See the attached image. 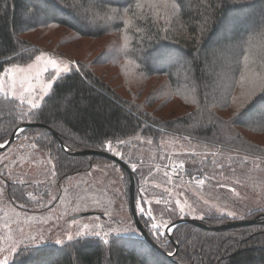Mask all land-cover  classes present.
<instances>
[{
  "label": "trees",
  "instance_id": "16d2710c",
  "mask_svg": "<svg viewBox=\"0 0 264 264\" xmlns=\"http://www.w3.org/2000/svg\"><path fill=\"white\" fill-rule=\"evenodd\" d=\"M137 1L144 8L135 7ZM210 3L217 7H210ZM73 4L80 7L71 10ZM152 5L157 8V0H0V74L8 66L32 61L41 46L30 42L25 34L53 23L68 28L76 38H102L125 31L130 36L128 46L134 51L135 58L155 72H162L163 63L173 56L182 55L190 65L179 68L178 74L182 76L192 70L199 89L196 108L187 109L183 115L174 118L169 111H163L164 103H156L158 100L149 96L145 100L152 108L147 112L140 109L132 97L119 95L106 81L108 79L95 74L88 63H79L80 67L75 71L61 74L34 110V116H24L29 111L25 104L0 93V135L10 138L22 123L40 124L27 128L11 144L27 136L33 137L30 141L48 153L53 161L55 175L52 176L56 181L86 171L94 163L113 161L97 155H69L61 149L53 132L71 151L113 154L107 147L109 142L114 145L139 134H156L164 130L194 136L205 146L242 152L247 156L256 155L252 149H264V125L258 121L230 124L258 72L246 68L244 60L247 43L251 44L249 48L257 45L264 50V37L257 38L264 36L259 33L264 30V14L248 19L249 25L233 21L232 30L224 32L223 28L227 19L230 21V17L235 18L247 10L258 8L264 13V0H228L227 4H220L219 0H183L182 10L177 16L173 15L175 19L171 25H164L161 18L152 17L155 14L149 12ZM125 7L129 9L127 15H124ZM205 19L208 21L206 26ZM244 72L246 79L241 84L240 77ZM258 108H264V101L250 106L249 116L258 115ZM166 113L170 117L166 118ZM119 167L128 183L130 211L129 175ZM131 172L137 217L156 247L141 234L112 236L107 238L108 244L100 237L83 236L63 245L21 247L12 255L9 264H53L54 260L57 264H71L75 257L79 258L80 264H264V214L247 215V219L258 217L252 225L220 231L183 223L172 230L174 243L167 234L157 239L151 225L145 224L148 217L142 219L137 212V181ZM0 176L6 180V198L16 205L29 206V184ZM9 193L14 194L11 199ZM199 220L209 226H219L236 219H220L218 214H209ZM73 244L75 247H69ZM59 249L65 255H58Z\"/></svg>",
  "mask_w": 264,
  "mask_h": 264
},
{
  "label": "rangeland",
  "instance_id": "374dc122",
  "mask_svg": "<svg viewBox=\"0 0 264 264\" xmlns=\"http://www.w3.org/2000/svg\"><path fill=\"white\" fill-rule=\"evenodd\" d=\"M140 5L139 10L144 8L143 4ZM157 5V8L150 6L149 12L155 13L152 17L161 18L164 25H171L175 19L173 15L177 16V13H168L160 0H157ZM263 14L254 8V11L247 10L235 18L230 17V21L227 19L224 24V32L230 31L233 21L249 25L254 16ZM259 33H264V30ZM26 34L30 42L41 46L36 56L43 54L44 59L37 62L35 56L29 63L17 65L28 69L31 64L33 68L25 73L12 74L14 89L10 87L12 81L8 77L4 78V85L7 96L11 97L14 92L15 99L19 101L23 94L28 108L27 100L36 97L38 107L51 90H45L48 78L42 71L45 66L50 70L53 68L49 61H55L59 69L68 65L69 71L79 63L91 64L95 74L108 79L106 81L122 97H132L133 102L145 112L152 108L145 100L146 96L158 100L156 103H164L163 111H169L172 118L183 115L187 109L196 108L199 89L194 82L193 71L182 76L178 74L179 68L190 65L182 55L173 56L163 63L165 68L162 72H155L135 58L134 51L128 46L130 36L122 30L102 38H76L68 28L47 23ZM263 37L259 35L257 38ZM249 45L247 43L245 52L246 68L264 71V58H260L264 56V50L257 45L249 48ZM230 67H227V72ZM245 73L242 76L245 77ZM52 79L56 80L54 74ZM244 90L247 91L246 88ZM257 110L259 112L260 109ZM170 115L166 113V118ZM32 138L24 137L6 151H0V173H4L8 180L28 183L31 191L29 206L16 205L6 198V180L0 176V259L8 255L7 249L13 246L17 251L24 246L55 244V239L61 237L66 242L67 236L61 229L74 234L84 225H88L84 236H91L89 233L93 230L99 231L100 238L104 239L116 235L140 236L128 207V183L119 165L97 162L86 171L56 181L52 176L53 161L48 153L32 146ZM120 142L109 151H119L120 155L115 156L124 160L131 170V164L136 165V171H133L137 181L136 206L140 204L146 209L145 218L150 208L154 217L152 222L158 226L181 217L201 219L209 214L220 215L217 209L235 211L236 220L247 219L245 213L249 209L264 207V162H259L260 167L257 168L255 156L205 146L196 137L175 131L139 134ZM181 164L183 168H180ZM209 176L215 179L209 182L206 179ZM193 177L205 179V184L199 185ZM217 180L234 187L239 197L226 188H220ZM141 195L147 203L141 201ZM177 200L184 208L183 214H179L178 209L176 213L170 211L176 207ZM84 212L90 214L76 217ZM137 212L141 214L138 207ZM73 219L75 224H72ZM106 225L114 231H109ZM106 231L109 235L104 237ZM160 232L165 233V228L161 227ZM33 237L37 238L35 242Z\"/></svg>",
  "mask_w": 264,
  "mask_h": 264
},
{
  "label": "snow or ice",
  "instance_id": "6c2138e0",
  "mask_svg": "<svg viewBox=\"0 0 264 264\" xmlns=\"http://www.w3.org/2000/svg\"><path fill=\"white\" fill-rule=\"evenodd\" d=\"M102 2H110V0H102ZM160 3L162 5L163 9H165L170 14H175V13L181 11L182 7H183V0H160ZM219 3L220 4H227L228 0H219ZM209 6L213 7V8L217 7L216 4H211V3L209 4ZM78 7H80V5L73 4L71 10H75ZM135 7L139 8V7H141V5L137 2L135 4ZM128 11H129V9L127 7H125L124 8V15H127ZM207 23H208V21H207V19H205V21H204L205 26L207 25ZM165 31H167V29H165ZM201 31H203V28L201 29ZM125 40L127 41V37H125ZM43 59H44L43 54L38 55L35 58V60L37 62H40ZM100 59H103V57H101ZM97 62H100V60H98ZM49 63L53 66V68L51 70L46 66L42 69L43 73L48 78V83L46 85L45 90L52 88L53 83H54V80L52 79L53 74L55 75L56 79H59L61 72L66 74L69 71L68 65H65L63 69H59L56 66L55 61H49ZM79 67H80L79 65H74V66H72L71 70L75 71ZM32 68H33V65H31V64L28 66V69L21 68L15 64H13L11 67L5 68L3 70V73L0 74V93H4L5 95H8V93L5 92V85H4V78L5 77H8V79L12 81L10 87L12 89H14L15 88V79H14L12 74L25 73V72L31 70ZM161 70H163V69H161ZM245 79L246 78L244 76H241L240 77V83L244 84ZM30 87H31V84H30ZM24 91H29V89H25ZM32 91H36V89H32ZM10 98L15 99L14 92ZM35 100H36V97H33L32 99L27 100V103L29 105V111L24 113V116L27 117V116H34L35 115L34 110L37 109V104H36ZM258 101H264V71H258L256 74V78L251 81V87L245 93L244 98L242 99V101L239 104L238 111L235 114L232 121H230V124H237V123L246 124V123H252V122L258 121L259 123L264 125V108H262L258 112L259 113L258 115H254L255 120L253 119L254 116H249L250 106H252L254 103H256ZM19 102L21 104L25 103V99L23 97V94L21 95ZM245 105H248V107H245ZM25 131H26L25 127L20 126L14 132L11 133V137L18 138L19 135L21 133H24ZM6 140H7V143L5 142ZM11 143H12V140L7 135H0V149H3L6 151L7 148L11 145ZM120 143H123V141H121ZM149 143H151V141H149ZM32 146L35 148L36 144L33 143ZM107 147L109 150H111L113 147L112 143L109 142ZM248 148L251 149V146H248ZM252 151L256 153L255 158H254V163H255V166L257 168H259L260 167L259 162H264V149H252ZM113 154L119 156L120 152L116 151ZM245 162H247V161H245ZM6 163L7 162L5 160V164ZM131 168H132V171H136V165L134 163L131 164ZM180 168H183L182 164L180 165ZM52 174L55 175V170L53 171ZM177 174H179V170H177ZM0 175H5V174L0 173ZM167 175H168V173L165 172V176H167ZM193 179H195L199 185L205 184V179L196 178V177H193ZM206 179L209 182H211V180L215 179V177L209 176V177H206ZM217 184L219 185L220 188H226L228 191L234 192L236 194V196L239 197V193L236 192L234 187H230L229 185L222 183L219 180H217ZM6 186L7 185H5V187ZM0 191H2V189H0ZM13 195L14 194L9 193V199H11ZM17 199H20V197H17ZM141 201L147 203V201H144L143 195H141ZM157 203H159V201H157ZM166 203H167V201H166ZM180 203H181L180 200H177L176 201V207L170 209V211H172L173 213H176V211L178 209L179 214H183L184 208L180 207ZM235 203H236V201L233 200V204H235ZM22 206L23 205H21V207ZM137 207L139 208L140 213H141V218L143 219L146 209L143 206H141L140 204H138ZM217 211L220 212V219H223L225 217H230L233 219L236 218V212L235 211H224L222 209H217ZM253 214H255V215L264 214V207L249 209L248 212L245 213V217L247 215H253ZM147 216H148V219L145 220V224L151 225V230H155L154 234H155L157 239H160L161 237L165 236L164 232L159 231V227L165 228L169 233L172 232V227L168 223H164V224L158 226L156 223L152 222L154 217H153V212L150 208L147 209ZM97 218H99V217H97ZM201 219H203V217H201ZM75 223H76V221L73 219L72 224H75ZM53 227H58V226L53 225ZM97 227H99V225H97ZM105 227L109 228V231H114L111 229L110 225H106ZM87 228H88V225H84L82 229L78 228V230L74 234L67 231L66 229H61V231L67 236L68 241H74V240H78V238H82L84 236V229H87ZM109 231H106L104 233V237H107L109 235ZM131 231L135 232L136 230L132 229ZM89 235L95 236V237H100V232L93 230L89 233ZM32 239L35 242L37 238L33 237ZM101 239H103L104 244L109 243V241L107 239H104L103 237H101ZM87 242L91 243L92 241H87ZM236 243L239 244V243H241V241H236ZM55 244L56 245H63L64 239L62 237L55 239ZM69 247H75V245L73 244V245H70ZM59 250L60 251H59L58 255H60V256L65 255V252L62 249H59ZM15 251H16L15 246L7 249L8 255H5L3 259H0V264H9V256L13 255L15 253ZM26 251H28V249H26ZM169 254H172V253H169ZM53 264H57V262L54 260ZM71 264H80L79 258L78 257L73 258L71 260Z\"/></svg>",
  "mask_w": 264,
  "mask_h": 264
},
{
  "label": "water",
  "instance_id": "95a60500",
  "mask_svg": "<svg viewBox=\"0 0 264 264\" xmlns=\"http://www.w3.org/2000/svg\"><path fill=\"white\" fill-rule=\"evenodd\" d=\"M39 125L40 124H37V123H22L19 126H17L14 129V131L20 126H23V127H25V129H27V128L36 127ZM53 135L55 136V138L58 141L61 149L63 151H65V153L72 155V156H77V155L101 156L103 158H106L108 160H111V161L117 163L119 166H121L128 173V175H129V203H130V211H131V215L133 218V222H134L135 226L137 227L138 231L140 232V234L142 235V237L151 246L156 247V245L151 241V239L147 235L146 230L144 229L143 225L140 223V221L137 217V213L135 210V199H134V179H133L132 172L129 169V167L127 166V164L125 162H123L120 158L115 156L114 154L108 153L106 151H93V150L71 151L63 145V143L59 140V138L57 137L55 132H53ZM10 139L13 142L16 138L10 137ZM5 142L7 143V141H5ZM1 150H3V149H0V151ZM87 214H90V212H84V213L78 214L76 217L87 215ZM257 220H258V217H254L252 219H239V220L229 221V222L224 223L223 225H219V226H209L207 224L202 223L199 219L182 217V218L176 219L175 221L171 222L169 225L172 227V230L174 229V227H176L179 224L188 223V224L198 226L202 229L220 231V230H225V229H235V228H239V227L252 225V224L256 223ZM165 232H166L168 238L170 237L169 239L172 241V243H174L173 238H172V232L169 233L166 229H165ZM175 247H176V244H175ZM176 249H177V247H176ZM176 249H175V251H176Z\"/></svg>",
  "mask_w": 264,
  "mask_h": 264
}]
</instances>
